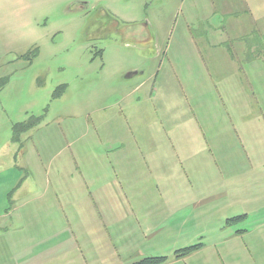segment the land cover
Returning <instances> with one entry per match:
<instances>
[{"label": "rangeland", "instance_id": "rangeland-1", "mask_svg": "<svg viewBox=\"0 0 264 264\" xmlns=\"http://www.w3.org/2000/svg\"><path fill=\"white\" fill-rule=\"evenodd\" d=\"M190 1L0 0V264L52 249L59 264H264V37L250 36L264 3ZM210 36L237 61L221 47L209 60ZM224 181L261 186L225 189L238 197L228 216L248 215L233 225L227 212L202 233L117 219L165 218L149 202ZM123 228L144 237L119 243Z\"/></svg>", "mask_w": 264, "mask_h": 264}, {"label": "crops", "instance_id": "crops-1", "mask_svg": "<svg viewBox=\"0 0 264 264\" xmlns=\"http://www.w3.org/2000/svg\"><path fill=\"white\" fill-rule=\"evenodd\" d=\"M206 1V0H204ZM191 5L195 6V5H200L201 7H204L203 4V0H191ZM235 2V0L233 1ZM262 3H264V0H262ZM230 7V8H229ZM231 5L228 6L229 8V12L231 11ZM261 10H262V15L258 18L254 17V13L252 12L253 15V19H254V23H252L250 26L253 27V32H251L252 36L254 33L259 34V36L264 37V7L261 6ZM228 11V10H227ZM246 11V10H245ZM262 21V22H259ZM259 22V23H258ZM220 29V28H219ZM218 40L219 41H215V37L214 36H210V37H204L203 41H207V48L206 51H209L211 53H209L208 55V59L213 61V62H217L218 59L216 58V55H214V51L217 49V47H221V50L225 51L227 53V56H229V58L233 61L236 62L237 59H235V55L232 53V51L234 49H232L230 45H228L229 43V39L225 38L223 39L222 37L218 36ZM240 38H244L243 36L237 37V39ZM195 43V42H194ZM199 54L203 53V50L201 47L196 46ZM223 48V49H222ZM261 57V56H259ZM257 57V58H259ZM264 59V58H263ZM217 185H208L206 188L208 189H213L212 194L213 195H205L202 196H170V197H165L164 201H156V202H149V204H155V205H162L164 206V208L168 207L170 209H166L164 211L165 213V218L160 219L161 217V212L157 214L156 217H149L148 220L145 221L146 218V213L142 214V216H138V214L136 212L133 213H126L124 212L123 217H118L117 219L121 220V221H128L130 224L132 225H142L144 224H149L150 226L147 228V230H149L152 227H156V226H161V227H165L168 228V230L170 231H176V230H182L185 228H188L190 226V222L193 220L194 224L192 225V230L196 229V232H200L202 233V231L200 230L202 225V221L205 219L206 216H210V214H221L222 212H224V214L227 215L226 217H228V220L238 217V216H228V214H231V209H229L232 204L236 205V201L238 199V197L235 194H232V192H226L225 189H233V190H237V189H243L246 191V189H250V188H260L259 184L260 182H256V181H247L246 185H239V182H236L234 186L230 185L229 181H224V182H216ZM253 198L254 195H251ZM259 196V195H258ZM148 200V199H146ZM207 200H211L210 202H207ZM232 200V202H231ZM221 201H230L228 204L227 202L225 203H220ZM92 203L95 204L96 206V211L98 213V215L100 216V219L103 220L105 219V214L103 209H100L97 206V200L96 198L92 199ZM210 205V206H208ZM170 206H181V207H177L175 209H173ZM162 208V209H164ZM186 212V213H185ZM247 215V214H245ZM242 216V215H240ZM248 216V215H247ZM200 218H203L202 220H199ZM116 217H113L112 220H117ZM199 220V222H198ZM150 221V222H149ZM145 222H149V223H145ZM214 224V223H212ZM211 224V225H212ZM200 225V226H199ZM113 227H107L105 229L106 234H109L112 232ZM145 230V231H147ZM134 230L128 229V228H123V229H118V233H117V239H115L117 242H125L127 243V240L130 238H133L135 236H138V234H142V237H144V232L143 233H136L133 232ZM244 232V231H243ZM115 236V235H114ZM143 239V238H142ZM139 242V240L137 241ZM212 244V243H211ZM124 247H126L128 244H122ZM215 246L211 245V248L213 249ZM51 253L47 254L48 256H46L42 261L41 264H59L61 263L60 261H58L60 259L61 253H63V251H58V250H50ZM81 251H83V249H81ZM198 255V254H197ZM190 256L189 258H186L184 260H170L168 261L166 264H225L223 261H217V260H209L207 262H198V261H192V258L194 257ZM154 256H145V258H152ZM168 257V256H167ZM86 260V259H85ZM135 263V262H133ZM73 264H76L75 262ZM85 264H91L90 262H88L86 260ZM231 264H239L238 262H232ZM243 264V263H242Z\"/></svg>", "mask_w": 264, "mask_h": 264}, {"label": "trees", "instance_id": "trees-1", "mask_svg": "<svg viewBox=\"0 0 264 264\" xmlns=\"http://www.w3.org/2000/svg\"><path fill=\"white\" fill-rule=\"evenodd\" d=\"M244 218H246V215H242V216L232 218V219L228 220L227 224L233 225V224L239 222L240 220H242ZM201 248H202V244H197V245L188 247L186 249L176 251L174 259H182V258L188 257V256L192 255L193 253L200 251ZM168 260H169V257L144 258L142 261L135 262L133 264H165L166 262H168Z\"/></svg>", "mask_w": 264, "mask_h": 264}]
</instances>
